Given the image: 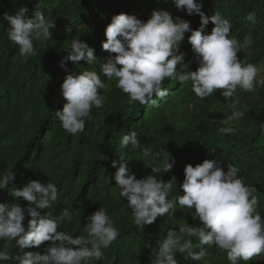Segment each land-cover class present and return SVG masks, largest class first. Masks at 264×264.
Listing matches in <instances>:
<instances>
[{"label": "trees", "instance_id": "16d2710c", "mask_svg": "<svg viewBox=\"0 0 264 264\" xmlns=\"http://www.w3.org/2000/svg\"><path fill=\"white\" fill-rule=\"evenodd\" d=\"M36 2L0 0V175L15 173L14 185L9 184V189L15 186L22 189L29 180H51L58 187V201L51 208L38 211L42 216L48 212L58 216L67 208L73 213V220L62 225L61 230L74 237L87 235L83 231L88 223L86 217L101 206L106 207L119 236L104 250L101 261L93 260L90 264H151L149 244L157 246V241L171 228L178 230L185 223H199L185 208L177 210L175 216L159 217L152 225L138 227L126 206L128 201L114 189L118 165L112 167L113 160L127 161L130 173L139 179L153 174V168L160 167L170 154L176 163L161 179L167 182L176 176L178 185L169 193V199H173L183 194L179 184L184 180L187 164L196 166L206 159L220 158L225 171L228 164L239 166L245 183L255 186L257 191L253 195L258 197L259 211L264 216V87L253 93L238 91L234 99L245 114L239 121L230 123L226 117L231 115V109L219 90L201 100L192 91L191 81L166 80L163 86L169 89V95L158 98L155 104L141 105L131 102L115 81H108L101 74L108 84L101 94L107 99L102 109L93 108L83 132L66 133L55 114L67 102L61 95V85L68 73L60 67V61L68 55L73 39L94 47L97 60L93 65L68 61V69L77 73L94 70L100 74L101 63L110 55L103 50L102 42L106 40L105 30L113 15L134 14L147 21L153 10H167L190 21L193 30L201 25L199 15L178 11L172 0L167 3L164 0H44L41 10L56 21L53 38L43 46L36 42L37 55L25 60L18 46L8 39L3 13H14L27 5L29 15L33 16ZM202 3V11L209 17L218 12L232 21L231 35L240 43L248 35L254 39L251 54L238 52V58L245 64L263 65L264 0H202ZM250 12L256 13L255 24L244 19ZM66 27L72 28L71 34L66 32ZM213 28L210 22L206 34ZM190 34L186 33L180 51L186 54L185 62L191 61L190 70L195 71L198 63L187 39ZM227 126L235 127L236 134L224 135L218 131ZM132 131L138 134L139 148L122 147V137ZM144 149L161 155L144 157ZM0 203L27 207V201L23 198L17 201L8 189L0 190ZM29 219L26 217L24 221L26 228ZM3 243L0 241V246ZM49 243L25 251L44 254ZM8 250L13 256L19 254L15 242H11ZM184 255L176 254L178 264H229L227 252L216 247H208L200 262ZM240 264H264V253Z\"/></svg>", "mask_w": 264, "mask_h": 264}, {"label": "clouds", "instance_id": "9594fccd", "mask_svg": "<svg viewBox=\"0 0 264 264\" xmlns=\"http://www.w3.org/2000/svg\"><path fill=\"white\" fill-rule=\"evenodd\" d=\"M172 3L178 11L199 15L200 27L193 30L190 21L173 16L167 10H153L147 21L134 14L113 15L105 30L106 40L102 42L103 50L110 55L101 63L100 74L94 70L77 73L68 69V61L75 65L81 61L93 65L97 60L94 47L83 40H72L68 55L60 61V67L68 73L61 85V95L67 102L55 113L66 133L83 132L93 108L104 107L107 98L101 91L106 90L108 84L101 74L108 81H115L116 87L127 94L131 102L141 105L155 104L158 98L168 96L169 89L163 86L166 80L191 81L192 91L201 100L220 91L231 109V115L226 117L230 123L244 116L234 99L238 91L253 93L258 87H264V72L255 64L243 63L237 55L238 52L250 55L254 39L248 35L240 43L231 35L232 21L218 12L211 17L206 15L202 11V0H172ZM43 8L44 0H37L33 16L29 15L27 5L14 13H3V20L8 24V39L18 46L25 60L37 55L36 42L43 46L53 38L56 21L46 17ZM244 19L255 24L256 13L250 12ZM210 22L214 28L206 34ZM66 32L71 34L72 28L66 27ZM189 32L187 39L198 63L195 71L190 70L191 61L185 62L186 54L180 51ZM218 131L234 135L237 129L227 126ZM120 145L139 148L137 132L124 135ZM154 155L161 153L143 150L144 157ZM175 163V158L169 154L160 167L153 168V174L138 179L130 173L127 161H112V167L118 165L114 189L128 201L126 206L138 227L152 225L159 217L175 216L177 210L185 208L199 221L198 225L185 223L178 230L171 228L157 241V246L149 244L151 264H178L177 253L200 262L208 247L226 251L229 264L248 262L264 253V216L259 211L258 197L253 195L257 189L245 183L240 167L228 164L225 171L220 158L206 159L196 166L189 163L184 168V180L179 184L183 194L169 199V193L178 185L177 178L173 175L165 182L161 177L169 173ZM14 180L13 171L0 175V190L8 189L17 201L23 198L27 207L22 208L19 203H0V241L4 242L0 246V264L12 260L15 264H90L93 260L101 261L104 250L117 240L119 232L106 207L101 206L86 217L88 223L83 231L87 235L74 237L61 230L62 225L73 220V213L67 208L58 216L51 212L42 216L38 211L51 208L58 201L55 183L49 179L47 182L29 180L22 189L16 186L9 189ZM26 217H31L27 228ZM11 242L19 248L15 256L8 250ZM45 242L50 243L44 248V254L25 251L41 248Z\"/></svg>", "mask_w": 264, "mask_h": 264}, {"label": "rangeland", "instance_id": "374dc122", "mask_svg": "<svg viewBox=\"0 0 264 264\" xmlns=\"http://www.w3.org/2000/svg\"><path fill=\"white\" fill-rule=\"evenodd\" d=\"M262 72H264V64L259 67Z\"/></svg>", "mask_w": 264, "mask_h": 264}]
</instances>
